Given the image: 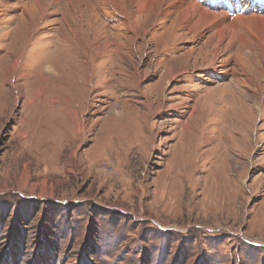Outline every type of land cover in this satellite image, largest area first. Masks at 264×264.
Instances as JSON below:
<instances>
[{
  "label": "rangeland",
  "instance_id": "374dc122",
  "mask_svg": "<svg viewBox=\"0 0 264 264\" xmlns=\"http://www.w3.org/2000/svg\"><path fill=\"white\" fill-rule=\"evenodd\" d=\"M140 1L0 0V264H264L262 52Z\"/></svg>",
  "mask_w": 264,
  "mask_h": 264
},
{
  "label": "bare ground",
  "instance_id": "6f19581e",
  "mask_svg": "<svg viewBox=\"0 0 264 264\" xmlns=\"http://www.w3.org/2000/svg\"><path fill=\"white\" fill-rule=\"evenodd\" d=\"M110 1L112 2L113 0ZM143 1L139 3L142 4ZM76 2H79V0H76ZM170 4L174 8H177L176 16L179 19L195 17L198 20L197 25L199 24L200 26L201 24L202 27L207 26L213 20L221 22L222 24L216 26L211 35L212 37H218L220 45L222 43L231 44L234 41L239 42L238 47H243L247 43L258 54L262 52V57L264 58V13L244 14V11H242L235 12V15H229L222 10L205 8L202 3H198L195 0H150V8L157 5ZM159 14L164 16L168 15L166 11L163 14L160 11ZM254 61L256 62V59Z\"/></svg>",
  "mask_w": 264,
  "mask_h": 264
}]
</instances>
